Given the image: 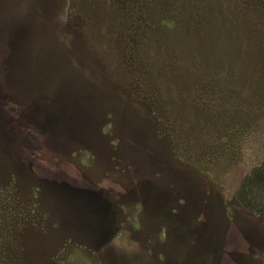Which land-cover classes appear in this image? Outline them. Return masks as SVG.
<instances>
[{"label": "rangeland", "instance_id": "1", "mask_svg": "<svg viewBox=\"0 0 264 264\" xmlns=\"http://www.w3.org/2000/svg\"><path fill=\"white\" fill-rule=\"evenodd\" d=\"M255 43L264 0H0V264H264Z\"/></svg>", "mask_w": 264, "mask_h": 264}, {"label": "trees", "instance_id": "2", "mask_svg": "<svg viewBox=\"0 0 264 264\" xmlns=\"http://www.w3.org/2000/svg\"><path fill=\"white\" fill-rule=\"evenodd\" d=\"M196 27H199V26H196ZM259 48H260V50H261V52H263L264 53V51H263V49H264V47L260 44V43H255ZM196 66H200V65H202V63L200 62V61H196V62H193Z\"/></svg>", "mask_w": 264, "mask_h": 264}]
</instances>
